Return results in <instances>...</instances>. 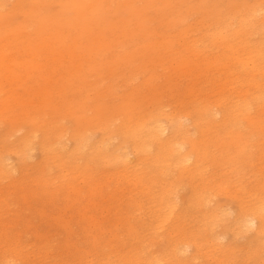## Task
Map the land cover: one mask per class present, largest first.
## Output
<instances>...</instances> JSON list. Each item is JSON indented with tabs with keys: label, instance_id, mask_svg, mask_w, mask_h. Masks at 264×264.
<instances>
[{
	"label": "bare ground",
	"instance_id": "obj_1",
	"mask_svg": "<svg viewBox=\"0 0 264 264\" xmlns=\"http://www.w3.org/2000/svg\"><path fill=\"white\" fill-rule=\"evenodd\" d=\"M5 1L0 0V8ZM43 1L46 0H16L15 7L24 4L35 7ZM62 1L64 6H70L77 12L91 7L96 10L103 3V0ZM230 10L231 16L237 15L240 25L234 31L242 30L236 33L239 45L244 36L254 34L251 16L264 10V5L262 0H257L246 4L245 8L233 9L231 5ZM7 12L0 10V18ZM56 16L48 13L41 17L43 23H39L35 36H29L28 29H25L15 38L20 44L21 60L20 56L12 57L4 49L9 45V39L14 37L16 26L6 21L0 24V120L3 113H11L7 131L0 138V179L14 172L22 173L30 165L29 168H34L38 161L32 160L37 150L47 163L50 158L56 159L60 169L69 166L79 172L93 166L112 167L118 174L119 183H126L137 190L136 195L129 196L126 207L120 204L114 207L111 203L105 206L106 211L116 210L121 222L125 213L127 222L122 224L125 234L140 242L149 232L158 230L165 223L170 225L167 247L161 256L130 257L136 251L130 253L131 249L121 251L117 248L129 264H195L199 257L207 254L204 247L214 248L213 257L216 254L225 255L236 250V241L247 232L252 233L249 246L264 244V149L259 156H247L246 140L241 130L242 120L249 126L260 122L264 116V48L256 47L244 60L240 50L229 44L226 71L222 68L221 77L214 76L215 80L209 73L204 75V82L210 81L215 85L209 94H202L197 80L201 75L197 74L194 80L191 77L178 102H165L161 96H166L171 89V83L167 81L163 92L156 87L152 89L149 97L151 105L147 111H143L144 105L126 112L125 109L115 108L113 112L118 110L120 114L104 117L110 112L101 113L98 109L99 122L84 126L77 116L76 123L70 128L61 122L62 117L44 118L37 109H63L65 105L56 103L55 93L65 79L64 76L57 77V71L65 68L70 77L76 76V80L82 82L80 71L83 63L90 62L93 58L91 53L107 42L103 36L84 38L81 34H63L66 27L64 18ZM66 22L70 25L68 19ZM141 22L139 19L138 23ZM226 37L223 27H219L213 33L211 42L215 43L219 38L225 40ZM196 50L200 49L196 47ZM214 62L219 63L216 59L208 61L209 66ZM25 65V72L19 73L18 67ZM238 66H243L245 70L239 90L230 82L232 72ZM195 69L188 57H181L178 66L171 68L190 76ZM21 88L23 93L19 92ZM230 89L232 91H228ZM3 92L7 94L3 95ZM141 102L139 100L138 103ZM16 103L21 107L22 114L14 113L13 104ZM33 106H37L36 114L30 110ZM217 142L230 145L224 163H229L232 179L216 181L207 175V162L216 161L210 146ZM51 165L48 163L41 168L39 178L45 177L46 169ZM220 170L221 174L225 173ZM214 186H217L215 191H225L235 198L236 209L228 212L218 206L213 210L216 213L212 214L213 211L205 205L211 199L209 192ZM184 187H187L184 199L176 200L175 193ZM116 191L118 187L104 192L101 183H90L92 197L104 196L108 200ZM142 194H146L147 203L142 201ZM143 210H146L147 217L142 219V223H132L131 219L136 220L137 214ZM217 210L224 215L233 214L224 233L211 238L184 226L193 211H200L206 223L213 220ZM81 216L88 221L87 228L99 227L104 222L87 216V212L81 213ZM54 219L62 221V215L57 213ZM119 228L117 224L116 229ZM140 228L143 230L140 231ZM19 238L0 232V240L8 246L3 244L4 248L0 249V264H26L29 257L24 247L29 253L38 254L45 260L55 258L54 252L59 245L54 243L53 238L36 234L35 239L25 245L18 241ZM94 238L98 239L97 236ZM114 240L118 242L116 245L120 243L126 248L119 233L114 234ZM248 250L257 252L256 248ZM91 253L89 250L80 256L84 259ZM95 253L97 256L101 254ZM218 258L219 264H223L225 257L221 255ZM99 264L113 263L108 255Z\"/></svg>",
	"mask_w": 264,
	"mask_h": 264
},
{
	"label": "rangeland",
	"instance_id": "obj_2",
	"mask_svg": "<svg viewBox=\"0 0 264 264\" xmlns=\"http://www.w3.org/2000/svg\"><path fill=\"white\" fill-rule=\"evenodd\" d=\"M256 1L103 0L102 6L96 7V10L91 7L77 12L70 6H64L62 0H46L35 7L27 4L15 7L16 0H6L0 10L8 12L0 18V24L6 21L16 26L14 37L9 39V45L4 49L10 52L12 57L20 56V60L22 58L18 51L20 44L15 38L25 29H28L29 36H35L39 23H43L40 18L48 13L64 18L63 23L66 27L63 34H81L84 38L97 36L106 38L107 44L91 53L93 58L90 62L83 63L80 71L82 82L76 80V76L70 77L65 68L57 71V77L64 76L65 82L57 87L56 103H64L65 107L56 109L59 112L50 108L37 109L43 113L41 116L44 118L62 117L61 122L71 128L74 122L76 123L77 116L84 126L99 122L98 109L101 113L110 112L104 117L120 114L118 110L113 112L115 108L125 109L126 112L144 105L143 111H147L151 105L149 97L152 89L156 87L163 92L167 81L171 83V89L166 96H161L165 102H178L184 90L188 88L191 77L194 80L197 74L201 75L197 80L202 94L211 93L215 85L210 81L204 82V75L209 73L215 80L214 76L221 77L222 68L226 71L229 44L240 50L244 60L249 58L251 51L256 47L264 48V10L251 16L255 32L253 35L244 36L239 45L236 43V33L242 30L234 31L240 25L237 22V15H230L231 5L233 9L245 8L246 4ZM262 2L264 5V0ZM67 19L70 25L66 22ZM139 19L142 20L141 23H138ZM219 27H223L227 37L225 40L219 38L213 43L212 35ZM124 28L128 29L124 31ZM196 47L200 50H196ZM244 48L246 50H242ZM181 57H188L192 66L196 67L192 76L181 70H171L172 67L178 66ZM215 59L219 63L214 62L209 66L208 61ZM26 66L18 67L19 73H24ZM212 66L216 68L212 69ZM244 72L243 66H238L232 72L230 82L237 90L241 88ZM30 80L31 78L29 83ZM19 92L23 93L24 89H19ZM4 94L7 93L3 92ZM79 100L82 101L81 104ZM139 100L142 102L138 103ZM35 107L37 106L31 107L30 110L36 114ZM13 108L16 109L14 113L22 114L19 104H13ZM10 116V112L2 114L0 138L7 131ZM241 130L246 140V155L259 156L264 149V116L260 122L249 126L242 120ZM229 148V143L220 142L210 146L211 154L216 156V161L207 162V175L214 177L216 181L233 178L229 163H224ZM41 157L37 150L32 160L38 161L34 168H29L30 165L22 173L14 172L0 179V232L8 233L11 238L20 236L18 241L23 245L35 239L36 234L53 238L54 243L59 245L54 252L55 258L50 261L38 254L29 253L24 247L25 254L29 257L26 264H99L108 255L113 264H129L122 258L118 249L121 251L131 249L130 253L136 251L130 257L163 255L167 247L169 224L165 223L158 230L149 232L145 239L137 242L133 236L125 234L122 226L123 222H127L125 213L121 222L118 220L120 216L116 214V210L106 211L105 206L109 203L114 207L118 204L126 207L129 196L137 194V190L131 185L119 183L118 174L112 167L93 166L75 172L69 166L60 169L58 161L50 158L48 163L52 165L46 169L45 177L42 179L39 178L41 168L48 163ZM220 169L225 173L221 174ZM91 182L101 183L104 192L115 187H118V192L116 191L108 200L104 196L92 197L89 192ZM216 187L210 190L211 199L205 206L212 211L218 206L226 208L228 212L236 209L235 198L225 191H215ZM186 192L187 187L180 188L175 193L176 200L182 201ZM142 195V201L147 203L146 194ZM145 211L138 213L137 219L132 218L131 222L142 223V219L147 217ZM85 212L87 216L104 222L99 227L87 228L88 221L81 216V213ZM57 213L62 215V221L54 219ZM215 213L213 211L212 214ZM232 217L233 214L224 215L217 210L213 220L205 223L202 213L193 211L184 226L213 238L225 232L227 222ZM117 224L119 229H116ZM207 225L208 228H204ZM115 233L124 238L126 248L120 243L116 245L118 242L114 240ZM251 235V232H247L241 236L236 241V250L225 255L216 254L213 257L214 248L204 247L207 254L199 257L195 264H219L218 257L221 255L225 257L223 264H264V244L249 246ZM95 236L98 237L97 240ZM3 244L8 247L0 240V249L4 248ZM250 248H256L257 252L249 251ZM89 250L92 253L82 259L80 255ZM95 252L101 254L97 256Z\"/></svg>",
	"mask_w": 264,
	"mask_h": 264
}]
</instances>
